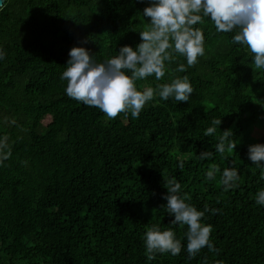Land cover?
Returning a JSON list of instances; mask_svg holds the SVG:
<instances>
[{"label":"trees","instance_id":"trees-1","mask_svg":"<svg viewBox=\"0 0 264 264\" xmlns=\"http://www.w3.org/2000/svg\"><path fill=\"white\" fill-rule=\"evenodd\" d=\"M150 2L5 0L0 8V135L12 144L0 165V264H264V206L256 203L264 170L247 155L250 144L264 143V69L234 32L216 31L205 17L196 25L205 34L196 65L177 71L186 58L176 54L163 79L137 81L155 89L187 75L190 101L157 94L138 118H109L65 92L69 50L82 45L103 63L135 47L150 25ZM225 131L236 147L221 154L215 145ZM202 151L213 155L201 160ZM229 167L240 179L226 189ZM171 177L187 202L207 209L202 222L212 225L216 251H186L187 226L171 223L163 198ZM153 225L175 232L179 255L148 260L143 238Z\"/></svg>","mask_w":264,"mask_h":264},{"label":"clouds","instance_id":"clouds-1","mask_svg":"<svg viewBox=\"0 0 264 264\" xmlns=\"http://www.w3.org/2000/svg\"><path fill=\"white\" fill-rule=\"evenodd\" d=\"M143 15L149 18L150 25L139 31L140 42L135 47L130 44L121 46L117 56L103 63H97L94 53L82 45L69 50L61 76L67 81V96L99 108L109 118H115L121 112L138 118L146 103L157 94L163 100L190 101L194 88L187 75L172 78L155 89L146 87L141 90L137 81L153 75L158 81L163 79L176 54L186 58V65L179 64L177 71L185 72L186 67L196 65L205 55V34L196 25L205 17L214 23L216 31L234 32L233 41L248 47L254 54L255 67L264 69V0H151L143 9ZM86 43L84 40L83 44ZM3 58L4 52L0 51V59ZM221 122L222 119L214 120L213 125ZM214 131V127H209L205 134ZM231 136V132H224L215 145L216 152L223 154L226 145L236 147L235 143H228ZM11 155L9 137L0 135V165ZM212 155V152L202 151L199 158L203 160ZM247 155L253 164L264 170V143L250 144ZM179 168H184L183 160H180ZM219 171V167L208 170L207 179L214 180ZM239 179L238 170L229 167L223 169L220 182L227 189L235 187ZM164 186L167 193L163 198L167 201L171 223L187 226L188 254L195 257L204 247L216 251L211 239L212 225L202 222L207 209L198 210L187 202L186 195L181 194L182 185L175 177L167 179ZM256 203L264 206V189L257 192ZM143 239L148 260H153L157 253L177 256L184 248L172 229L162 230L156 225L147 229Z\"/></svg>","mask_w":264,"mask_h":264},{"label":"water","instance_id":"water-1","mask_svg":"<svg viewBox=\"0 0 264 264\" xmlns=\"http://www.w3.org/2000/svg\"><path fill=\"white\" fill-rule=\"evenodd\" d=\"M5 0H0V8L4 5Z\"/></svg>","mask_w":264,"mask_h":264}]
</instances>
